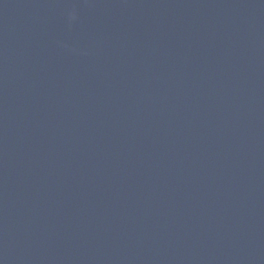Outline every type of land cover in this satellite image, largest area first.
Here are the masks:
<instances>
[{
  "label": "water",
  "instance_id": "water-1",
  "mask_svg": "<svg viewBox=\"0 0 264 264\" xmlns=\"http://www.w3.org/2000/svg\"><path fill=\"white\" fill-rule=\"evenodd\" d=\"M0 264H264V0H0Z\"/></svg>",
  "mask_w": 264,
  "mask_h": 264
}]
</instances>
